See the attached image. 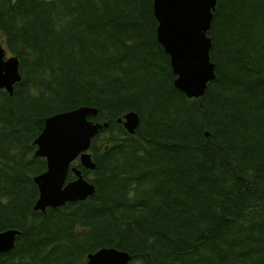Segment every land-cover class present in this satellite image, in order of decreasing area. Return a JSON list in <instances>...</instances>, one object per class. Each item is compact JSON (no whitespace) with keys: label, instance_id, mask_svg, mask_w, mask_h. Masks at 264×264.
<instances>
[{"label":"trees","instance_id":"obj_1","mask_svg":"<svg viewBox=\"0 0 264 264\" xmlns=\"http://www.w3.org/2000/svg\"><path fill=\"white\" fill-rule=\"evenodd\" d=\"M157 28L153 0H0L22 75L0 90V232H22L0 264H85L102 248L130 264H264V0H217L199 99L175 87ZM85 106L110 123L96 170L74 164L96 192L35 211L45 120ZM131 111L134 135L118 122Z\"/></svg>","mask_w":264,"mask_h":264},{"label":"water","instance_id":"obj_2","mask_svg":"<svg viewBox=\"0 0 264 264\" xmlns=\"http://www.w3.org/2000/svg\"><path fill=\"white\" fill-rule=\"evenodd\" d=\"M154 14L158 21L157 37L171 60L177 77L174 85L187 98H202L209 85L216 79V64L212 61V28L217 0H153ZM22 81L20 58L8 56L0 45V90L14 95L15 87ZM99 110L80 107L53 115L45 120V128L36 139L35 158L47 162V170L34 177L39 189L35 211L61 208L69 203L87 200L96 192L95 185L87 180L82 170L74 164L79 160L85 170H96L90 152L92 141L110 123L90 120ZM140 116L131 111L118 119L129 134L134 135L140 125ZM75 179L68 182L70 173ZM20 230L0 232V255L16 247ZM132 256L116 248H102L88 255L85 264H130Z\"/></svg>","mask_w":264,"mask_h":264},{"label":"rangeland","instance_id":"obj_3","mask_svg":"<svg viewBox=\"0 0 264 264\" xmlns=\"http://www.w3.org/2000/svg\"><path fill=\"white\" fill-rule=\"evenodd\" d=\"M1 45H2V44H1ZM8 56L10 57V56H12V55H10V54L8 53ZM214 81H215V80H214ZM214 81H213V82H214Z\"/></svg>","mask_w":264,"mask_h":264}]
</instances>
